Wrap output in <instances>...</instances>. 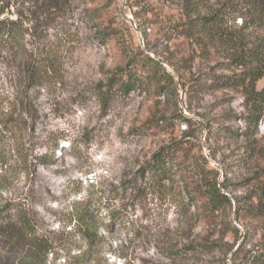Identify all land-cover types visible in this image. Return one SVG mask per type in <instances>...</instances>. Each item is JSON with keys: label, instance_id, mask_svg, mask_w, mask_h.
I'll use <instances>...</instances> for the list:
<instances>
[{"label": "rangeland", "instance_id": "obj_1", "mask_svg": "<svg viewBox=\"0 0 264 264\" xmlns=\"http://www.w3.org/2000/svg\"><path fill=\"white\" fill-rule=\"evenodd\" d=\"M4 17L20 34L0 45V203L25 202L60 237L53 264H261L264 120L249 124L241 88L218 87L229 59L183 33V0H0ZM131 60L140 81L124 93ZM172 143L171 188L144 189L143 165ZM194 162L231 204L193 203ZM86 209L92 247L73 233Z\"/></svg>", "mask_w": 264, "mask_h": 264}, {"label": "trees", "instance_id": "obj_2", "mask_svg": "<svg viewBox=\"0 0 264 264\" xmlns=\"http://www.w3.org/2000/svg\"><path fill=\"white\" fill-rule=\"evenodd\" d=\"M183 2L189 18L183 33L197 36V42L203 49L220 43L225 58L229 59L227 67L233 71L221 74L215 81L219 88L242 89L250 111L249 124L258 129L260 121L264 120V85L261 89L257 88V83L264 81V0H225L226 3L215 9L201 5L203 0ZM227 15L239 17L242 24L228 31L225 29ZM19 29L17 20L0 18V45L19 36ZM126 64L121 74L122 78L125 77L121 89L129 93L140 80L135 78L132 70L135 61ZM31 67L35 70L38 68L33 60ZM176 146L174 143L162 146L143 165L142 177L148 180L144 189L171 188L168 181L172 179L174 168L182 167L178 162ZM203 161L206 162L204 158ZM188 169L196 177L195 186L189 190L194 204L200 198L206 199L209 210L231 204L230 198L217 184L218 173L215 178L207 180L205 165L201 167V164L194 162ZM181 170L186 171V168ZM5 212H9V216L4 215ZM77 217L73 233L79 235L88 247L97 245L101 236L93 225L92 213L86 209ZM60 240L39 223L25 202L5 200L0 203V264H53L59 258L60 250L64 249ZM78 249H81V245ZM82 253L80 251L81 256ZM254 260L264 264V249L255 253Z\"/></svg>", "mask_w": 264, "mask_h": 264}]
</instances>
